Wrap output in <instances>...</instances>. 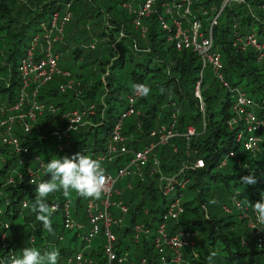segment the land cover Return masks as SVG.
Segmentation results:
<instances>
[{"label": "trees", "instance_id": "obj_1", "mask_svg": "<svg viewBox=\"0 0 264 264\" xmlns=\"http://www.w3.org/2000/svg\"><path fill=\"white\" fill-rule=\"evenodd\" d=\"M144 1L0 0V111H8L17 103L21 87L19 61L30 49L33 39L48 34L54 15H59L58 22H61L65 13L70 14L62 28V39L54 45V52L59 54L58 67L69 75L54 76L38 93V101L55 105L56 112H46L37 119L31 132L33 136L21 134L16 127V134L30 150L23 164L19 163L14 150L0 139V264L13 254L19 255L26 246L42 252L55 248L60 253L58 264H73L67 263L68 257L82 252L74 241L89 226L86 216L79 218L83 228L69 230L63 226L61 211L56 210L51 217L54 233L49 234L36 220V214L22 206V201H34L38 183L50 180L45 164L39 170L37 184L18 181L17 177L13 183H7V178L14 174L12 170H22L26 165L38 166L33 160L37 161L35 158L42 151L41 143L55 135L56 127H66L61 115L73 109L94 113L86 115L90 122H85L84 117L73 136L70 135L66 149L56 152L57 158L90 152L96 159L105 151L117 119L129 109L127 96L132 93L134 83L149 85L152 93L134 103L139 113L122 119L121 132L127 138V145L133 149L143 148L157 139L151 132L161 125L173 124V132L178 135L157 146L159 171H153L149 161L143 168L142 178L129 176L117 183L122 190L113 193L112 200L121 201L128 208L123 225L111 227L116 234L117 253L127 259L126 264H138L142 257L148 264H159V252L152 241L154 230L171 199L182 192L181 199L186 198L181 201L183 212L177 220L169 219L166 229L170 233L186 228L196 231L193 249H183L186 262L208 264L209 254L215 251L212 264H264V244L258 246L257 236L250 234L244 220L239 218L242 214L239 208L246 207L252 212L248 201H260L264 193V131L258 132V150L249 152L243 150L241 139L237 140L239 134L245 136L247 124L230 125L237 90L252 99L254 112L264 119V57L258 58L264 50L251 46L242 49L238 43L234 44L236 31L238 35L253 31L257 42L264 46L263 27L259 29L255 25L264 21V0H246L250 8L245 0L237 2L241 6L238 10L230 4L213 27V45L220 53L221 72L227 86L211 68L202 70L196 52L178 50L167 40L168 33L162 29L158 17L169 23L170 16L162 4L171 0H155L152 12L141 20L145 28L142 35L134 19ZM218 2L197 0L193 7L202 6L210 14L213 6L221 4ZM205 17H202V29L207 24ZM198 81L200 99L194 95ZM66 82H71L72 89L66 87L67 93L62 94L66 89L61 91L59 85ZM63 95L69 99L61 100ZM189 127L194 128V134L187 137ZM36 130L43 134L44 141L37 139ZM230 151L235 155L220 167L224 154ZM197 158L203 159V168L194 167ZM128 161L120 158L103 166L114 173ZM184 164L188 165L187 169H182ZM251 171H255L257 183L244 184L240 178ZM162 174L166 178L173 177L176 194L163 195ZM181 181L185 183L183 187L179 184ZM67 200L71 202L69 195L56 192L47 202L51 206ZM213 200L215 203L210 202ZM74 201L79 208L87 199L75 193ZM112 211L118 215L115 207ZM136 222L152 224L153 228L151 234L134 242L131 226ZM259 227L264 236V225L259 224ZM68 231L73 234L65 240ZM102 242L100 233L84 251L85 258L92 259V264L104 262ZM82 245H86L83 239Z\"/></svg>", "mask_w": 264, "mask_h": 264}, {"label": "built area", "instance_id": "obj_2", "mask_svg": "<svg viewBox=\"0 0 264 264\" xmlns=\"http://www.w3.org/2000/svg\"><path fill=\"white\" fill-rule=\"evenodd\" d=\"M230 1L234 0H223L221 1V6L219 8L213 6L211 8L210 14L206 17L207 27L202 30V17L208 14V10L202 8V6L190 8L192 0H171L168 3H163L162 6L165 8V13L170 16L169 23L164 21L162 17H158L163 30L167 31V40L172 41L175 48L184 49L192 48L196 51L201 59L202 69L206 65H210V68L214 74L219 78V80L224 84L222 75V60L219 52L213 50V38H212V27L217 23V18L223 6L227 5ZM241 1V0H239ZM155 0H145L141 5L139 10L136 11V18L134 19L135 27H140V22L143 18L149 16L152 12V7ZM194 3V2H193ZM128 6V5H127ZM190 14L192 19L187 20L186 23L182 22V30L180 29V21L178 15L187 16L185 13ZM70 14L65 13L62 16V21H58L59 15H54L56 18L55 23L51 24L48 28V34L40 39L36 38L31 44L32 47L28 50L34 57V53H39L42 58L39 64L35 65L32 62H26L23 65H19V76L21 87L18 93L17 103L11 107L8 111H1L0 115V136L2 142L15 149L16 152H23L27 154L29 152V147L27 144L23 143L18 134H16V127H21L20 133L23 135H28L32 132V123L38 117L42 116L46 112L53 113L56 108L53 104H47L44 102H39L37 96L39 88H41L45 83L51 81L56 74L68 75L67 72H61L57 66V54L54 52V43L62 38V28L64 22L69 19ZM201 18V21L199 18ZM209 23V24H208ZM236 23L233 25L236 27ZM172 30H175L174 33ZM55 33V34H54ZM145 33V32H144ZM264 33V31H263ZM55 35V36H52ZM46 38H51V41L46 42ZM199 41V42H198ZM238 43L242 48L246 45H252L256 49H263V47L256 40V33L250 32L239 36L237 34L234 44ZM184 46V48H181ZM38 48V52L37 49ZM264 57V52L260 51L258 56L259 59ZM199 83L197 82L194 94L199 95ZM66 85V86H65ZM71 83H61L59 89L64 91L66 87H70ZM26 90L28 92H26ZM135 98L137 100L139 97H134L133 92L127 96L129 102V111H125V114L139 113L135 110L134 104L130 103V100ZM18 110L19 115L15 116V111ZM233 116L230 120V125L237 122H243L247 124L245 136L240 134L237 140L241 139L242 148L245 151L255 152L259 148L260 137L257 135L258 131H264V119L259 118L252 110V100L245 96L244 92L237 90L234 96V102L232 105ZM89 113H94L92 110L85 109H74L71 111V115L64 117L66 120V127H56L55 134L58 139L67 140L69 144V137L71 131L75 130L77 124L83 120V117ZM86 114V115H85ZM85 115V116H84ZM123 115V116H124ZM175 115L173 114V118ZM30 121L19 124L18 121ZM122 118H118L115 123L111 137L107 142L105 151L99 153L96 159L100 160L101 166L106 162H112L116 157H122L129 160V162L122 167H119L114 173L106 172V189L103 194V201L100 199L88 200L84 205V214L87 216L88 228L82 234V238L86 243H90L99 233H106L107 238L103 239L101 245L102 256L104 262L97 264H114V263H124L125 259L117 253L116 247L111 241L113 235L110 233L111 227L123 225L124 215L128 212V208L121 201L112 202L107 201L108 195L111 189L116 190L117 183L124 177L137 176L142 178L143 168L151 161L153 165V171H159V162L156 158L155 152L156 148L160 144H164L168 139L174 135L173 124L171 126L161 125L153 130L152 135L156 136L157 139L151 141L148 145L144 146L138 150H132L127 146V138L121 132ZM194 129L189 127L187 131V136L193 134ZM112 143L113 146L108 145ZM23 145L21 148L19 145ZM233 151L226 154L225 158L219 163V166H223L226 163V159L232 157ZM22 162V160L20 161ZM38 166L36 168L31 165H27V169L32 171L33 175H28L29 181H34L39 176V170L44 166V162L37 161ZM195 168L204 167V161L201 158H197L194 162ZM104 168V167H103ZM188 165L184 164L182 169H187ZM18 181H22L21 178H17ZM163 180L164 188L169 185L173 190L174 185L171 182L173 178L169 179L166 177H161ZM15 181L14 177L7 178V183H13ZM181 185V183H180ZM130 186V185H128ZM181 187H183L181 185ZM166 187V191H168ZM171 190V191H172ZM180 194L178 197L174 198L168 205L166 211L162 214L161 223L154 230V237L152 238L153 246L162 253L164 248L167 247L170 251L171 257L179 260L181 255V249L185 246L186 248L193 249L194 247V237L196 236V231H189L185 229H177L172 234L166 231L167 221L169 219L177 220L179 215L182 213L183 208L181 206ZM63 204H67L64 202ZM25 205V202L23 203ZM57 203H52L51 206L57 207ZM112 207H115L118 215H114ZM228 210V209H226ZM147 211L145 210V213ZM63 226L66 229L77 228L80 229L82 225L77 223L71 216L69 212H64ZM257 217V214H256ZM257 218L255 222L256 230L254 234L257 236V244L261 246L264 244V236L262 231L258 226ZM151 234L149 227L144 222H137L132 228V238L137 241L140 240L141 236H147ZM185 238L186 240L182 239ZM84 252L77 253L75 256L72 255L68 257V263L82 264L85 259L87 264H92V259L85 258ZM85 258V259H84ZM165 255L161 254L159 259V264H164ZM176 264V261H173ZM140 264V263H139ZM148 264V263H147Z\"/></svg>", "mask_w": 264, "mask_h": 264}, {"label": "clouds", "instance_id": "obj_3", "mask_svg": "<svg viewBox=\"0 0 264 264\" xmlns=\"http://www.w3.org/2000/svg\"><path fill=\"white\" fill-rule=\"evenodd\" d=\"M132 92L134 97L147 98L152 93V88L147 84L134 83ZM160 92L163 94L164 89L161 88ZM130 103H136L135 98L131 99ZM45 168L46 173L51 174L50 180L38 184L30 181L32 184H37L36 196L34 201L26 202L24 206L36 214L35 218L41 223L43 229L53 234L51 217L57 209L49 205L48 197L56 192H63L65 196H68L70 190H74L82 198L100 199L106 189V174L100 160L94 159L88 153L52 158L45 163ZM240 179L244 184L257 183L255 171L249 172ZM210 202L215 203L214 200ZM248 203L257 214V223L264 225V193H261L260 201L254 203L248 201ZM214 257H216L215 251L209 254L208 264H212ZM59 258L60 253L55 248L42 252L35 247L26 246L21 248L19 255L13 254L8 257L4 264H58Z\"/></svg>", "mask_w": 264, "mask_h": 264}, {"label": "bare ground", "instance_id": "obj_4", "mask_svg": "<svg viewBox=\"0 0 264 264\" xmlns=\"http://www.w3.org/2000/svg\"><path fill=\"white\" fill-rule=\"evenodd\" d=\"M232 2H239V3H242L241 1H239V0H234V1H230L227 5H225V6H223V8H222V10H221V12H220V15L222 14V12L224 11V9L227 7V6H229L230 4H232ZM243 2H244V0H243ZM221 6V4L219 5V6H215V7H217V8H219ZM210 11H211V9H210ZM209 15V13L207 14V15H203V16H208ZM220 15L218 16V18H217V22H218V19H219V17H220ZM206 17H205V19H206ZM199 18V17H198ZM200 19V21H201V18H199ZM55 20H56V18L55 17H53V20H52V23L51 24H54L55 23ZM207 20V19H206ZM184 21V20H183ZM182 20L180 21V29L182 30V22H183ZM58 22V21H57ZM59 23V22H58ZM209 24V23H208ZM215 25H217V23L215 24ZM214 25V26H215ZM213 26V27H214ZM202 27H203V24H202ZM206 27H207V24H206ZM205 27V28H206ZM213 27H212V38H213ZM234 27V26H233ZM205 28L204 29H202L203 31L205 30ZM140 31H141V33H142V35L144 34V32H145V28L141 25V22H140ZM262 32L264 31V28H262V30H261ZM49 32V31H48ZM237 32V31H236ZM235 32V38H236V36H237V33ZM241 35H243V34H239V36H241ZM46 35L44 34V35H42L41 37L39 36H36L34 39H33V41L36 39V38H39L40 39V41H41V39H43L44 37H45ZM62 39V38H61ZM60 39V40H61ZM47 41H51V38H46V42ZM199 42V41H198ZM213 44H214V41H213ZM260 44V43H259ZM54 45H55V43H54ZM262 47H263V49H264V46L262 45V44H260ZM247 46H251V47H254V46H252V45H246L245 47H247ZM31 47H32V44H31ZM30 47V48H31ZM245 47H241L240 46V48H242V49H244ZM181 48H184V46H181ZM255 48V47H254ZM177 49V48H176ZM184 49H191V50H193L192 48H184ZM178 50H182V49H178ZM213 50H215V51H217L215 48H214V45H213ZM194 51V50H193ZM194 52H196V51H194ZM218 52V51H217ZM56 53V52H55ZM197 53V52H196ZM57 54V61H58V57H59V54L58 53H56ZM198 54V53H197ZM220 54V53H219ZM41 56V54H39V53H34V57L31 55V52H29V51H27V53H26V55L19 61V65H23L24 63H26V62H32V63H34L35 65H37V64H39L40 63V61L42 60V58H39ZM198 56H199V54H198ZM200 57V56H199ZM201 60V59H200ZM222 65H223V63H222ZM57 66H58V63H57ZM201 67H202V63H201ZM210 68V65H206V67L205 68ZM59 68V67H58ZM204 69V68H203ZM202 69V70H203ZM222 69H223V67H222ZM18 70H19V66H18ZM59 70L61 71V72H66V71H62L60 68H59ZM202 70H201V74H202ZM222 71V70H221ZM68 73V72H67ZM56 75H60V76H63V77H65V76H67V75H61V74H56ZM56 75H54V76H56ZM68 75H69V73H68ZM199 82V81H198ZM71 83V82H70ZM46 84V83H45ZM44 84V85H45ZM224 85V84H223ZM66 86V85H65ZM224 86H227V85H224ZM199 90H200V83H199ZM37 91H39V89L37 90ZM26 92H28L27 90H26ZM245 94V96L246 97H248L247 96V94L246 93H244ZM195 96H196V98H198V99H200L201 98V96H200V91H199V95H196V94H194ZM249 98V97H248ZM37 100H38V96H37ZM252 100V99H251ZM253 105H254V102L252 101V110H253V112H254V109H253ZM55 106V105H54ZM55 108H56V106H55ZM56 110H57V108H56ZM74 110V109H73ZM71 111L72 110H69V111H67V112H65V113H63V115L61 116V119L62 120H65L64 119V117H68V116H70L71 115ZM127 111H129V109L127 110ZM56 112V111H55ZM55 112H53V113H55ZM255 113V112H254ZM256 114V113H255ZM0 115H1V111H0ZM17 115H19V112H18V110H16L15 111V116H17ZM124 113H122V115H121V117L120 118H125L126 116H128V115H130V114H125L124 116ZM257 115V114H256ZM258 116V115H257ZM40 116H38L34 121H33V123H32V130L34 129V124H35V122L37 121V119L39 118ZM259 117V116H258ZM260 118V117H259ZM262 119V118H261ZM28 121H30V119H28L27 121H18V123L19 124H24V123H26V122H28ZM65 122H66V120H65ZM81 123H83V120L80 122V123H78L77 124V127L81 124ZM19 127V126H18ZM76 127V128H77ZM20 128V130H21V127H19ZM75 128V129H76ZM38 131V130H37ZM56 131V130H55ZM261 131H263V130H261ZM261 131H258V132H261ZM258 132H257V135H258ZM112 133V132H111ZM194 134V133H193ZM56 135V134H55ZM176 135H178V133H174V135L173 136H171L170 138H172V137H174V136H176ZM186 135V134H185ZM154 136V135H153ZM187 136V135H186ZM259 136V135H258ZM56 137H57V135H56ZM110 137H111V135H110ZM188 137V136H187ZM260 137V136H259ZM169 138V139H170ZM0 139H1V142H2V138H1V136H0ZM168 139V140H169ZM57 140H58V143H59V150L60 151H63L64 149H66V147L68 146V143H67V140H63V139H58L57 138ZM3 143V142H2ZM4 144V143H3ZM5 145V144H4ZM7 146V145H6ZM21 148H24V146L23 145H19ZM109 146H113L112 145V143H110L109 145H108V147ZM9 147V146H8ZM11 149H13L14 150V153L16 154V155H18V159H19V163L20 164H23V163H25V157H27L28 155H29V152H30V150H29V152L27 153V154H24L23 152H16L15 151V149L14 148H12V147H10ZM37 161H41V159L39 158V157H36L35 158ZM202 159V158H201ZM22 160V162H20ZM129 162V161H128ZM127 162V163H128ZM126 163V164H127ZM126 164H124V165H122V166H125ZM122 166H119V167H122ZM104 167V169H105V166H103ZM118 167V168H119ZM117 168V169H118ZM203 168V167H202ZM12 172L14 173V174H12V175H10L11 177H17V178H21L23 181H28V183H30V181H29V178H27V176L28 175H33V173H32V171H30V170H28L27 169V165L25 166V167H23V169L22 170H18V169H16V170H12ZM106 172H110V171H106L105 170V174H106ZM111 173V172H110ZM35 181V180H34ZM32 184V183H31ZM183 184H184V181H183ZM117 193V189L116 190H114V189H111L110 190V193H109V195H108V200L107 201H112V202H117V201H113L112 200V196H113V193ZM91 198H89V199H87V201L88 200H90ZM103 199H104V197H103V195H102V197L100 198V200L101 201H103ZM91 200H93V199H91ZM86 201V202H87ZM26 203L27 201H22V206H24L23 205V203ZM67 204H63L64 202H62V203H57V202H54V203H57L58 205H57V207H56V209L57 210H59V211H61V213L63 214L64 212H69L70 213V216L72 217V215H71V212H70V202L67 200V201H65ZM170 204V203H169ZM168 204V205H169ZM168 207V206H167ZM183 208V207H182ZM167 209V208H166ZM166 211V210H165ZM227 211V210H226ZM228 211H230V210H228ZM183 212V211H182ZM73 218V217H72ZM77 223H79L80 225H82L81 226V228H83V224L81 223V222H79L77 219H75V218H73ZM86 219H87V216H86ZM87 223H88V220H87ZM161 223V222H160ZM89 225V224H88ZM259 226V225H258ZM80 228V229H81ZM260 228V227H259ZM66 229V228H65ZM73 229H77V228H73ZM69 230H72V229H69ZM185 230H189V231H192V230H190V229H188V228H186ZM166 231H167V229H166ZM168 232V231H167ZM252 232V234H254V230H252L251 231ZM110 233L113 235V237H111L110 239H111V241L113 242V244L115 245V247H116V249H117V246H116V243H117V241H116V234L113 232V230L112 229H110ZM169 234H172V233H170V232H168ZM100 234V233H99ZM103 234V239L105 238H107V234L106 233H102ZM255 235V234H254ZM182 238V237H181ZM182 239H184V240H186L185 238H182ZM133 240V239H132ZM134 242H136L135 240H133ZM138 241V240H137ZM187 241V240H186ZM185 248V246L184 247H182V249H181V255H180V258H179V260H176L175 258H173V257H171V254H170V251H169V249L167 248V247H165L164 248V250H163V252L162 253H159V259H160V255L161 254H163V255H165V259H164V264H168V263H173V261H176V264H191V262H186L185 261V259H184V257H183V249ZM166 251H168L169 252V255L168 254H166ZM78 253H82L81 251H79ZM77 254V253H76ZM122 257H123V255L122 254H120ZM124 258V257H123ZM85 259V258H84ZM125 259V258H124ZM127 261V259H125V261H124V263H122V264H126L125 262ZM67 263H68V259H67ZM82 263H86L87 264V260L85 259V261H83ZM147 264V261H146V258L145 257H142L141 259H139V261H138V264ZM118 264V263H117ZM119 264H121V263H119ZM173 264H175V263H173Z\"/></svg>", "mask_w": 264, "mask_h": 264}, {"label": "rangeland", "instance_id": "obj_5", "mask_svg": "<svg viewBox=\"0 0 264 264\" xmlns=\"http://www.w3.org/2000/svg\"><path fill=\"white\" fill-rule=\"evenodd\" d=\"M195 1H197V0H192V2H191V4H190V8H191V10H192V8H193V6H194V4H193V2H195ZM221 1H223V0H221ZM221 1L219 0V2L218 3H221ZM241 2L242 3H244L243 2V0H241ZM245 2H246V5H247V7H249V4L247 3V1L245 0ZM232 6H233V8L235 9V10H238L239 8H241V6H239V3H237V2H232ZM244 5H242V7H243ZM260 7H261V5H260ZM250 8V7H249ZM185 13H186V8H185ZM186 15L187 16H181V15H178V19L179 20H184L183 21V23H186V21L187 20H190V19H192V16L190 15V14H187L186 13ZM256 20H258V18L257 17H254ZM260 24H262V26H260ZM255 25L260 29V27H263L264 28V21L262 22V23H260V22H256L255 23ZM174 31L175 30H172V32L174 33ZM21 80V79H20ZM68 88H70V87H68ZM70 89H72V88H70ZM67 89L62 93V94H64V93H67ZM75 94H78V93H75ZM80 95V94H79ZM79 95L78 96H76V97H79ZM61 97V100H68L69 99V97L68 96H65V95H63V96H60ZM72 101V100H71ZM74 101V100H73ZM72 101V102H73ZM91 114H93V113H89L88 114V116H90ZM86 115V114H85ZM84 115V116H85ZM62 116V115H61ZM88 116H86V119H85V122H90L91 121V119H89V118H87ZM90 120V121H89ZM83 121H84V117H83ZM191 128H193V127H191ZM194 129V128H193ZM76 130V129H75ZM75 130H73V131H71V136H73V134L75 133ZM112 130H113V128H112ZM39 131H35V136L37 137V139L38 140H42V141H44V139H43V134L40 132V133H38ZM54 132V131H53ZM112 132V131H111ZM81 133V129H79V132H78V134H80ZM194 133V132H193ZM192 135V134H191ZM31 136H33V133H31ZM33 139H35V138H33ZM36 139V140H37ZM127 143V142H126ZM59 143H58V140H57V137H56V135H52L51 137H49V139H47L46 141H44V142H42L41 143V147H42V151H40V152H38V156L40 157V159H41V161L42 162H44V163H46L48 160H50V159H52V158H57V153L56 152H58V150H59ZM128 146V145H127ZM129 147V146H128ZM130 149H132V150H138V149H133V148H131V147H129ZM141 149V148H140ZM228 153V152H227ZM226 153V154H227ZM62 154H65V152L64 153H62ZM88 154H91L90 152H88ZM226 154H224V157L222 158V159H224L225 158V156H226ZM32 155V154H31ZM32 157H34V155H32ZM120 158H122V157H116L115 158V160L116 159H120ZM115 160H113L112 162H114ZM33 164H35V163H37V161H35V160H33ZM107 163H111V162H106V164ZM43 171H45V170H43ZM43 171H41V174L43 175L44 174V172ZM163 176H164V174H162ZM40 177V173H39V176H38V178ZM164 177H166V176H164ZM38 178L36 179V180H38ZM126 178H128L129 179V177L127 176ZM171 178H173V177H169V179H171ZM36 180H35V182H36ZM172 183H173V185H174V189L172 190L171 188H170V186L169 185H167L166 187H168L169 189H168V191H166V193H165V190H166V187L165 188H163V190H162V193H163V195L164 196H167L168 194H170V193H175V190H176V185H175V181H171ZM180 184V183H179ZM185 184V183H184ZM181 185L183 186V182L181 181ZM180 185V186H181ZM116 189H117V191L118 192H120L122 189H120V188H118V186H116ZM172 190V191H171ZM116 194V193H115ZM176 194V193H175ZM182 195V192H180L179 193V195ZM179 195H177L176 197H178ZM117 196V195H116ZM175 197V198H176ZM69 198H70V212H71V215H72V217L73 218H83L84 216H86L85 214H84V212H83V210H84V205H85V203L82 201V203H81V205H80V207L79 208H76V202L74 201V198H75V191L74 190H70V193H69ZM166 199H168V198H166ZM169 200V199H168ZM172 200H174V199H171V201ZM186 200V198H182L181 199V201L182 202H184ZM170 201V202H171ZM239 211L242 213L240 216H239V218H240V220L242 219V220H244V225H245V227L249 230V233L251 234L252 232V230H256L257 228H256V226H255V222H256V213L253 211V209H252V212L250 213L249 211H248V209L246 208V207H244V208H239ZM60 218H61V220H62V223H63V218H62V213H61V215H60ZM137 223V222H136ZM136 223H134V224H132V226H131V235H132V228H133V226L136 224ZM148 227H149V229H150V233H151V231H152V224H146ZM156 228V227H155ZM73 234V231H68L67 232V234H66V237H65V240L67 239V238H69L71 235ZM80 234V233H79ZM77 240L76 241H74V244H75V247L79 250H83V251H85V250H87L88 249V247H89V245L88 244H86V245H82V236H78L77 235Z\"/></svg>", "mask_w": 264, "mask_h": 264}, {"label": "crops", "instance_id": "obj_6", "mask_svg": "<svg viewBox=\"0 0 264 264\" xmlns=\"http://www.w3.org/2000/svg\"><path fill=\"white\" fill-rule=\"evenodd\" d=\"M79 222H81L79 219H77ZM82 223V222H81Z\"/></svg>", "mask_w": 264, "mask_h": 264}]
</instances>
